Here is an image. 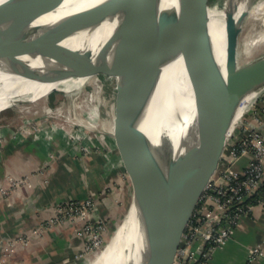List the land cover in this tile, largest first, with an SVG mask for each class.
<instances>
[{
	"label": "water",
	"instance_id": "95a60500",
	"mask_svg": "<svg viewBox=\"0 0 264 264\" xmlns=\"http://www.w3.org/2000/svg\"><path fill=\"white\" fill-rule=\"evenodd\" d=\"M31 1H1L0 28L13 14ZM62 1L39 0L33 14L16 31L9 46L0 55V70L37 78L52 58L66 50L72 51L68 44L89 28L83 22V17L114 18L126 12L133 4L160 37L164 50V56L159 62L162 75L166 66L179 56H184L187 65L189 63L191 49L182 20L188 4L179 11L174 7H165L161 0H118L114 7L101 0H95L84 7L60 12L59 6ZM236 1L234 12L226 11L227 54L236 41L253 2V0ZM191 2L197 13L207 19L210 18L209 6L205 0H191ZM135 50H138V47L132 49ZM110 57L111 59L105 58V62L100 64L98 72L110 73L114 65L122 66V70L118 73L114 72L118 81L119 104L122 101L128 102L133 97L138 98L128 108L115 104L116 117L124 123L143 126V117L147 108L140 105L143 97L135 92L134 87L135 85L146 87L151 84L143 80L142 74L150 69L151 64L143 57H134L129 63L120 61L121 64L114 55ZM97 60L99 61V58ZM221 64L213 40L194 64L196 112L194 118L188 121L184 131L189 145L180 153L171 169L162 176H159L153 168L152 159L156 154L154 149L145 141L132 138L131 133L128 137L125 136L129 132L128 127L124 128L126 124L118 125L121 130L113 133L120 142L119 146L126 161L133 165L132 175L140 171L141 176V181L135 187L133 200L136 205V214L130 227L133 233L129 234L128 243L122 247L114 264H173L182 234L203 190L217 168L220 158L217 155V135L222 120L245 95L264 89V55L227 71L211 85L208 80L219 71ZM92 73V70L83 66L80 68L75 64L53 81L59 82ZM152 87V91L156 94L157 87ZM57 90L60 89H53L50 93ZM30 101L31 98H26L17 102ZM10 105L1 109L0 113L10 108ZM136 109L143 111L138 118L131 116L132 111ZM179 121L183 123L186 119L180 116ZM251 125L255 127L253 123ZM134 242L138 243L137 253L129 260L128 248Z\"/></svg>",
	"mask_w": 264,
	"mask_h": 264
},
{
	"label": "bare ground",
	"instance_id": "6f19581e",
	"mask_svg": "<svg viewBox=\"0 0 264 264\" xmlns=\"http://www.w3.org/2000/svg\"><path fill=\"white\" fill-rule=\"evenodd\" d=\"M93 1L95 0H63L59 6V11L65 12L84 7ZM101 1L110 7H114L118 0ZM161 1L165 7H174L179 11L189 3V7L182 17L186 39L191 49L188 65L184 56H179L166 66L164 75H162L159 62L164 56V50L160 37L155 29L143 19L136 5L133 4V7L114 18L83 17V22L89 28L85 33L81 36L79 35V37L68 44L69 49H72V51L66 50L52 58L37 78L0 70V110L10 104V107L16 104L22 107L21 109L29 112L31 109L26 107L25 103L17 101L31 98L29 103L38 105L46 110L45 112L56 117L61 118L64 116L65 118H70L73 125L78 124L85 130H98L101 127V123V129L104 130L105 127L103 126L106 124L100 117V103L96 102L97 100H95L93 95L88 98L89 102H86L91 103L93 106L91 110L88 107L90 111L88 116L86 115L88 118L86 117L85 119L71 111V106L73 105L51 107L48 103L49 93L53 89H60L71 97L81 91L85 85H97L100 64L105 62V58L111 59V55L119 59L118 63L120 61L129 63L134 57L146 58L150 62L151 67L142 73L143 80L151 84L148 83L149 86L146 87L142 85L141 87H138V85L134 87L135 92L143 97L140 105H144L147 108L146 116L143 119L144 124L139 127L136 123H124L123 120L116 117L114 112L111 132L120 131L121 129L118 125L126 124L124 128L127 129L128 127L129 132L125 136L128 137V134L131 133L132 138H138L142 142L145 141L146 144L154 149L156 154L153 156L152 164L157 174L162 176L168 172L180 153L187 149L189 145L184 131L189 123L188 121L194 118L196 112L193 84L194 64L205 48L214 40L222 64L219 71L209 78L208 82L211 85L215 84L227 71L242 65L238 59L241 39L247 40L244 47L245 53H248L258 42H264V33L254 41L248 37V34L246 36L243 35L249 17L264 20V0H253L241 25L239 35L228 54L225 25L226 11L234 12L236 0H216L212 4L206 2L209 6V19L197 13L191 0ZM38 2L39 0H32L27 3L23 9L13 14L0 28V55L9 46L16 31L33 14ZM262 31L264 32V27ZM139 40L141 42H137ZM135 47H138V50L132 51ZM96 57L99 58V61ZM120 57H122L121 60ZM250 60L252 58L248 59V61ZM75 64L80 66V68L83 66L86 69H90L93 73L88 76L71 77L59 82L53 81L58 75L67 72ZM120 70H122L120 65H114L112 69L116 73ZM113 72L107 73L114 77L116 75ZM152 86L157 87L156 94L152 91ZM262 92L263 89L248 93L225 115L217 135L218 156H226V146L233 134L234 126L247 110L252 107ZM127 94L129 93L127 92ZM74 102L72 104H76ZM180 116H184L186 122L180 123ZM121 132L124 135L123 130ZM115 140L117 144L120 143L117 139ZM135 214L136 205L133 203L122 221L118 223L112 232L105 247L85 255L75 264H114L119 257L120 250L128 243L129 234L133 233L130 227L134 221ZM137 248L138 243H132L128 248L127 259L130 260L137 253Z\"/></svg>",
	"mask_w": 264,
	"mask_h": 264
},
{
	"label": "rangeland",
	"instance_id": "374dc122",
	"mask_svg": "<svg viewBox=\"0 0 264 264\" xmlns=\"http://www.w3.org/2000/svg\"><path fill=\"white\" fill-rule=\"evenodd\" d=\"M214 1L216 0H209L211 4L214 3ZM263 27L264 20L260 18L249 17L245 25L243 35L246 36V34H248V37H250V39L254 41L264 33L262 31ZM246 41V39H241V42L239 44L238 59L241 64L248 62V59L250 58H252L253 60L259 56L264 55V42H258L251 48L248 53H245L244 47ZM97 77L99 79L97 83L98 86H93L90 84L85 85L81 89V91L71 96L72 98L66 95L62 90L53 91L49 95L48 103L51 107H58L60 105H73L71 106V111L74 114H77L86 119V117L88 116V112L93 106L91 105V103L86 102H89L88 98L93 95L95 97V100H97L96 102L100 103V117L104 124H106L105 126H103L105 127L104 130L101 129V123V127L98 130H85L78 124L73 125L70 118L68 119L64 116L60 118L56 117L55 115L48 114L47 112H45L46 110L42 109L38 105L29 102L25 103V106L31 109V111L29 112L25 109H21L22 107H19L15 104L14 106L0 113V140L5 139L6 136L4 135H7L3 133V130L6 131V127L12 129L11 131L7 129V131H10L9 134L11 137L12 133H18L22 135L21 138H12L21 141L32 139L40 145H44L45 147L47 146L48 148L51 145L50 143L55 141V139L58 140L57 135H60L62 143L61 145L63 146V149H65L62 150L61 155H63V157H69V153H72V157L77 158L78 161L82 163H84L85 161V165L87 164L86 162H88L87 159L90 160L91 158H93V160L95 161L98 160L102 164V171L104 176L107 177V181L104 184L103 190L100 192V194H96V192H86L85 195L78 198L69 197L67 199H64L55 204L53 215L47 218L40 227L31 228L26 233L25 231H23V233H16L13 237L10 236L9 240H5L2 245L1 256L5 257L14 253L17 250V246L19 245L20 241L30 244L32 242L33 236L43 237L45 232L48 233L49 230L59 227L60 225H64L65 223L73 220H79L81 223L79 229L77 230V234L81 237L82 240L79 256H85L105 247L110 239L112 232L115 230L118 223L121 222L124 216L127 214L130 206L134 203L133 200L135 196V187L141 181L140 171H136L135 175H132L133 165L132 163L127 162L125 156H123V151L120 148L119 144H117L115 140L116 138L111 132V128L113 125V113L115 112L114 104L125 106L128 108L131 104L136 102L138 98L133 97L130 100L131 102L122 101L119 104V89L117 77H111L107 72H100ZM263 99L264 89L263 92L259 95V98L252 105V107L247 110V112L241 117L239 122L234 126L233 134L230 139L231 141L238 137V134L241 135V133L245 131V127L250 125L252 118L257 117V113H264V108L262 106ZM72 102L76 104H72ZM88 107L90 110L88 109ZM142 112V109H136L132 111L131 116L134 118H138L142 114ZM145 116L146 114L144 115L143 119L145 118ZM45 128L49 131V133L47 132L48 134H46L47 136H45V133H43ZM35 131H40L43 133V135L41 133L42 136H38L36 135ZM40 132H37V134ZM231 141H229L226 146L227 154L229 152L228 149L230 147ZM49 156L50 159H55V155L51 150H49ZM226 159L228 158H225L224 156H221L219 158L217 170L211 175L209 182H214L215 179L218 180L224 177V171L232 165L229 159L227 165H224L223 163L224 161H226ZM46 168L47 167H44L41 170H36L33 172V174L35 175L42 173V171ZM33 174H31V176H33ZM29 181V175H26L23 177H16L11 179V187H13L12 189L4 188L0 185V199L3 197H8L11 192L16 189H20L24 185L31 184ZM3 190H5L6 192ZM100 203L105 204V206L107 207L118 206L120 209V217L118 215L116 217V215L104 216L103 214H101V212L99 211V205H101ZM83 207L87 208L88 211H90L89 220L82 213V210L79 209H83ZM74 211L76 214L73 213ZM71 215H75L74 218H71ZM89 221L97 225L98 228H101L100 236H98L97 238H91L88 233L86 234L83 232L84 228L86 229L85 226Z\"/></svg>",
	"mask_w": 264,
	"mask_h": 264
},
{
	"label": "crops",
	"instance_id": "0c3cea01",
	"mask_svg": "<svg viewBox=\"0 0 264 264\" xmlns=\"http://www.w3.org/2000/svg\"><path fill=\"white\" fill-rule=\"evenodd\" d=\"M262 103L264 108V99ZM262 119L264 131V114ZM7 129L3 130L7 134L5 139L0 140V185L12 189L11 179L26 175L31 184L0 199V264H75L84 257L79 256L82 242L77 234L79 220L49 230L43 237L33 236L30 244L20 241L17 250L9 256H1V248L10 236L40 227L53 215L58 202L69 197L78 198L86 192L100 194L107 181L102 164L91 158L85 165V161L79 162L72 153L63 157L62 150L65 149L60 135L48 148L32 139H14ZM49 150L53 151L55 159H50ZM247 162L248 157H242L237 167L243 168ZM44 167L47 168L42 173L33 174ZM100 204L99 211L104 216L120 217L118 206ZM254 246L262 248L263 256L249 262V249ZM209 264H264V203H255L239 220L231 239L213 252Z\"/></svg>",
	"mask_w": 264,
	"mask_h": 264
},
{
	"label": "built area",
	"instance_id": "2783aa9c",
	"mask_svg": "<svg viewBox=\"0 0 264 264\" xmlns=\"http://www.w3.org/2000/svg\"><path fill=\"white\" fill-rule=\"evenodd\" d=\"M263 114L257 113V117L251 119L245 131L233 141L230 140L229 152L225 158L232 165L224 171V177L207 183L182 234L173 264H209L213 252L231 239L232 230L239 220L252 210L255 203H264ZM35 132L38 136L43 133L47 136L49 133L46 128L43 133ZM21 136L12 133V137ZM245 156L248 157V162L243 168L237 167L240 159ZM228 159L224 161V165H227ZM79 209L89 220L90 211L85 207ZM73 213L76 214L75 211ZM71 216L74 218L75 215ZM85 227L83 232L88 233L91 238L100 236L101 228L91 221ZM262 256L260 246L249 249V262Z\"/></svg>",
	"mask_w": 264,
	"mask_h": 264
}]
</instances>
